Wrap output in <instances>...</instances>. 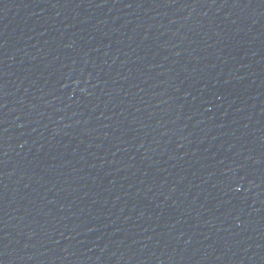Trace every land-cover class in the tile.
Wrapping results in <instances>:
<instances>
[{"label": "water", "instance_id": "95a60500", "mask_svg": "<svg viewBox=\"0 0 264 264\" xmlns=\"http://www.w3.org/2000/svg\"><path fill=\"white\" fill-rule=\"evenodd\" d=\"M0 264H264V0H32Z\"/></svg>", "mask_w": 264, "mask_h": 264}]
</instances>
